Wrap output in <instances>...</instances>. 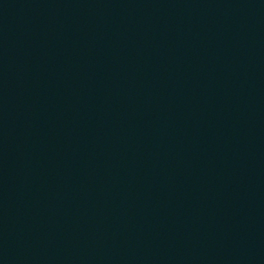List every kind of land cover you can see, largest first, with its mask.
Here are the masks:
<instances>
[{"label":"water","instance_id":"water-1","mask_svg":"<svg viewBox=\"0 0 264 264\" xmlns=\"http://www.w3.org/2000/svg\"><path fill=\"white\" fill-rule=\"evenodd\" d=\"M0 264H264V0H0Z\"/></svg>","mask_w":264,"mask_h":264}]
</instances>
